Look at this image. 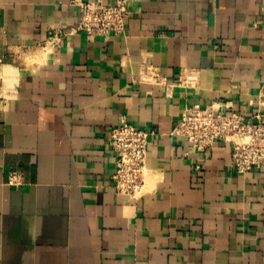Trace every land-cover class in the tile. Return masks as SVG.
<instances>
[{
    "label": "crops",
    "instance_id": "obj_1",
    "mask_svg": "<svg viewBox=\"0 0 264 264\" xmlns=\"http://www.w3.org/2000/svg\"><path fill=\"white\" fill-rule=\"evenodd\" d=\"M71 1L0 0V264H264V164L172 134L193 104L264 120V0H129L102 35ZM120 114L154 131L138 196L112 179Z\"/></svg>",
    "mask_w": 264,
    "mask_h": 264
},
{
    "label": "built area",
    "instance_id": "obj_2",
    "mask_svg": "<svg viewBox=\"0 0 264 264\" xmlns=\"http://www.w3.org/2000/svg\"><path fill=\"white\" fill-rule=\"evenodd\" d=\"M77 6L78 22L73 31L85 34H121L125 30V18L129 14V0H72ZM147 73L155 81L163 79L154 67ZM198 69L186 67L180 72L178 85L192 87L199 81ZM148 78V77H147ZM168 95L173 84H167ZM248 119L239 111H225L222 106L212 104L202 107L193 104L173 127L172 134L180 135L205 151L214 142L224 140L232 145L230 164L238 173H245L264 164V120L260 112ZM154 131L137 127L125 114L110 130L109 145L117 157L116 169L112 175L117 191L129 196H138L145 190V175L149 135ZM8 183L20 186L22 175L17 171L9 174Z\"/></svg>",
    "mask_w": 264,
    "mask_h": 264
}]
</instances>
